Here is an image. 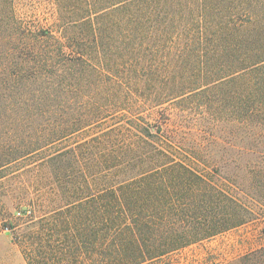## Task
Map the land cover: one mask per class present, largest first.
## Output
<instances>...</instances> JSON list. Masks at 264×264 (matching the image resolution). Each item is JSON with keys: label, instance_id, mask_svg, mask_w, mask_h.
Wrapping results in <instances>:
<instances>
[{"label": "trees", "instance_id": "trees-1", "mask_svg": "<svg viewBox=\"0 0 264 264\" xmlns=\"http://www.w3.org/2000/svg\"><path fill=\"white\" fill-rule=\"evenodd\" d=\"M83 2L69 20L58 2L53 30L0 6V120L22 128L53 100V137L0 149L1 226L26 264H152L264 223V0ZM186 104L247 125L244 170L202 166L168 128ZM228 170L252 202L219 184ZM229 264H264V245Z\"/></svg>", "mask_w": 264, "mask_h": 264}, {"label": "rangeland", "instance_id": "rangeland-1", "mask_svg": "<svg viewBox=\"0 0 264 264\" xmlns=\"http://www.w3.org/2000/svg\"><path fill=\"white\" fill-rule=\"evenodd\" d=\"M3 1H0V6H4L5 10H8L10 6H14L20 24L27 28H32L33 30L39 27L50 28L52 30L55 29L53 26L59 17L58 2H60V6H62V12H71L74 8L84 6V0ZM67 15V20L76 18L73 12ZM34 69L35 68L31 67L24 68L26 71H34ZM26 71L24 72L25 76L30 73V71ZM23 86V96L32 103L33 99L37 98V93H35V87L37 85L35 83L30 84L26 82ZM195 106L196 105L186 104V106L183 107L186 108L187 112L184 113L172 109V119L168 124V128L181 130L178 134H183L186 137L182 139L183 144L198 146V148L206 152H204L205 159L201 164L202 166L207 164L211 167L215 162L218 163L221 160L219 158L225 156L224 158L229 160L232 166L240 167L237 171L241 172L242 169L244 170L245 159L247 158L245 149L251 146L250 144L252 143V141L249 143L250 140L248 136H253L254 134H251L246 124H242L239 121L234 122L230 114H224L222 118L221 115H216L214 111H210L209 109L207 111L204 109H197L194 108ZM49 107L52 108L48 109V112L43 117L36 115L40 112L38 108H33V116H31L30 119L26 117L22 128L20 125L18 127H12L13 124H11L10 118L8 116L3 117L0 120V149L12 150L30 144L31 142L34 144L37 138L43 135L46 136V138L53 137V128H50L51 124H53V100L49 102L47 108ZM0 112H3L1 105ZM44 148V152L40 156L30 159L29 162H34L42 156L53 153L52 144ZM231 152H233L234 155H230ZM214 156L216 157L215 160L218 161H213ZM231 158H233V161ZM232 172L233 170H228L226 173L222 171L220 173L221 179L218 181L219 184L225 186L231 192L238 194L246 202H252V198L248 194H245L243 190H239L225 179L224 176L228 179L234 178V174L235 176H239V172ZM247 174L248 173H246V175ZM42 175L43 174L38 173L28 174L26 180H35L38 177L42 178ZM7 191V186H4V189H0V192L3 193ZM263 227V221L258 218L199 243L192 244L184 249L167 255L163 259L156 260L152 264H229L240 256L264 245ZM0 264H26L18 246L12 242L10 233L2 229L1 220Z\"/></svg>", "mask_w": 264, "mask_h": 264}]
</instances>
